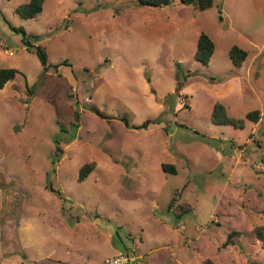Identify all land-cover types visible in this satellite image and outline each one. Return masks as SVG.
Segmentation results:
<instances>
[{
  "label": "rangeland",
  "instance_id": "374dc122",
  "mask_svg": "<svg viewBox=\"0 0 264 264\" xmlns=\"http://www.w3.org/2000/svg\"><path fill=\"white\" fill-rule=\"evenodd\" d=\"M27 1L0 0V67L18 71L0 89V264H102L119 249L140 264H264V0H45L23 19ZM215 102L243 127L213 122Z\"/></svg>",
  "mask_w": 264,
  "mask_h": 264
},
{
  "label": "trees",
  "instance_id": "16d2710c",
  "mask_svg": "<svg viewBox=\"0 0 264 264\" xmlns=\"http://www.w3.org/2000/svg\"><path fill=\"white\" fill-rule=\"evenodd\" d=\"M45 0H28L25 3L19 4L16 6L15 11L16 13L23 19L33 18L37 14L42 11L43 4ZM172 0H138V3L141 6H150V7H158L162 5L170 4ZM180 3L184 5H189L195 3L196 7L199 10H206L210 8L213 4V0H179ZM16 32H20L22 34V42L28 48L33 50V52L37 55L40 63L43 66L44 70H47L50 66L48 62V58L44 49L38 45L34 44L31 40L36 38L37 35L27 33L23 28H14ZM215 44L211 37L205 33L201 32L198 36L196 48L194 52V58L202 63H207L213 52H214ZM229 58L235 67H240L242 63L248 56V53L245 49L239 47L238 45L234 44L229 48ZM18 71L13 67H0V89L11 79H13ZM260 116L259 110H251L245 114V118L251 121H257ZM212 121L217 124H229L234 127H243V119L241 118H234L228 115L227 108L221 102H215L212 107L211 112ZM79 114L75 113V119L78 120ZM149 120L145 121L143 125L145 126ZM56 152H61V150L56 147ZM94 163H85L79 169L78 180H83L88 174L93 170ZM162 169L165 172L176 173L175 167L172 163H162ZM47 188H50L51 191H54L56 194L61 196L59 190L53 189L52 186L47 185ZM187 209H182L177 213L176 216H181ZM255 236L263 240V232H264V224L258 226L253 229ZM237 232L231 231L229 232L226 241L224 244L231 242L232 234H236ZM201 264H213L210 259H205L202 261Z\"/></svg>",
  "mask_w": 264,
  "mask_h": 264
},
{
  "label": "built area",
  "instance_id": "2783aa9c",
  "mask_svg": "<svg viewBox=\"0 0 264 264\" xmlns=\"http://www.w3.org/2000/svg\"><path fill=\"white\" fill-rule=\"evenodd\" d=\"M12 54V52L10 53ZM102 264H140L138 257L130 255L126 251H119L109 257L103 259Z\"/></svg>",
  "mask_w": 264,
  "mask_h": 264
},
{
  "label": "crops",
  "instance_id": "0c3cea01",
  "mask_svg": "<svg viewBox=\"0 0 264 264\" xmlns=\"http://www.w3.org/2000/svg\"><path fill=\"white\" fill-rule=\"evenodd\" d=\"M108 239H109V237H108ZM112 249H113V248H112ZM117 251L119 252V251H122V250L119 249V250H117ZM117 251H116V253H117ZM113 254H115V253H113ZM113 254H111V255H113ZM111 255H109V256H111ZM109 256H108V257H109Z\"/></svg>",
  "mask_w": 264,
  "mask_h": 264
}]
</instances>
